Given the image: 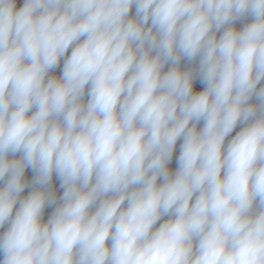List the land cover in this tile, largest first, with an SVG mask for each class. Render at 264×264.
<instances>
[{"label":"clouds","instance_id":"clouds-1","mask_svg":"<svg viewBox=\"0 0 264 264\" xmlns=\"http://www.w3.org/2000/svg\"><path fill=\"white\" fill-rule=\"evenodd\" d=\"M262 80L264 0H0V264H264Z\"/></svg>","mask_w":264,"mask_h":264},{"label":"built area","instance_id":"built-area-1","mask_svg":"<svg viewBox=\"0 0 264 264\" xmlns=\"http://www.w3.org/2000/svg\"><path fill=\"white\" fill-rule=\"evenodd\" d=\"M24 0H17V9L22 6ZM246 21L251 20V17H246L243 18ZM220 33H218L217 35H219ZM71 50L68 51V53H66L65 57H67V55H70ZM182 65L186 66V68H195L198 64V58L195 61L192 62H188L186 60H182ZM183 66L181 67L183 69ZM204 85H202L199 81L194 85V90L195 91H201L203 90ZM260 87H264V80L261 81V83L257 86V88L259 89ZM251 102H255V97H253V100ZM203 127V121L200 122L199 124V128ZM244 127V125L242 124H238L237 127L233 130V132L226 138L225 140V146H227L228 141H230L232 139L233 136L236 135L237 132H239L241 130V128ZM182 143V138L180 140H178V146H180ZM179 156V151L175 149L174 154H173V158L172 161L169 164V168L175 167L177 166L176 161L177 158ZM34 173L32 172L31 169H26L25 171V181L28 182V187L25 188L24 192L21 193V199H23L25 196H27L29 194V192L32 190L31 187V180L33 177ZM17 206H19V203H17ZM53 211H49L47 208H45L44 213H43V221L46 222L48 220V218L51 216ZM8 225L6 224L4 226V228H0V233H2L3 231H5L7 229Z\"/></svg>","mask_w":264,"mask_h":264},{"label":"crops","instance_id":"crops-1","mask_svg":"<svg viewBox=\"0 0 264 264\" xmlns=\"http://www.w3.org/2000/svg\"><path fill=\"white\" fill-rule=\"evenodd\" d=\"M130 16H134V14H133V11L131 10V12H130V14H129ZM251 20H249V21H246V20H244V19H241V20H238V21H236V23H235V27L237 28V29H241L245 24H247V23H249ZM223 31V29L221 30V32ZM218 34V33H217ZM69 50H71V48L69 49ZM67 57H64L61 61H60V66L58 67V68H56V69H54L52 72H50L49 73V76H53V75H55V76H57V77H59V75L61 74V71H62V67H63V62H64V59H66ZM183 65H182V62H181V67H182ZM168 67H170V65H166L165 66V71H167V68ZM183 69H187L186 68V66H183ZM199 81V79L197 78L195 81H194V85L197 83ZM87 88H86V90H85V97H84V101L86 102L87 101ZM197 128L199 129V124L197 125ZM176 150H178L179 152H180V146H178V141H177V145H176ZM18 156H19V154H17V158H18ZM10 158H12V157H10ZM176 167L177 166H175V167H172V168H170V170L171 171H175V169H176ZM59 180L56 178V176L54 175L53 176V179H52V190H53V192L55 193V195H56V197H57V203H59V197H60V195H62V189H60V187H59ZM159 183V182H158ZM17 208L19 207V206H16ZM54 207L55 206H49V207H46L49 211H53L54 210ZM14 213H15V209H14V212H13V215H14ZM166 219H168V217H162V219H161V221H159L158 223H157V225L156 226H154V228L155 227H158L159 226V223H162L164 220H166Z\"/></svg>","mask_w":264,"mask_h":264},{"label":"water","instance_id":"water-1","mask_svg":"<svg viewBox=\"0 0 264 264\" xmlns=\"http://www.w3.org/2000/svg\"><path fill=\"white\" fill-rule=\"evenodd\" d=\"M133 14L135 15V6L132 8Z\"/></svg>","mask_w":264,"mask_h":264}]
</instances>
